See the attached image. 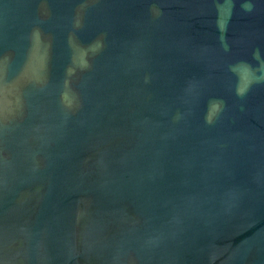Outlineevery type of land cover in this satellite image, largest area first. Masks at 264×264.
Wrapping results in <instances>:
<instances>
[{
	"label": "water",
	"instance_id": "obj_1",
	"mask_svg": "<svg viewBox=\"0 0 264 264\" xmlns=\"http://www.w3.org/2000/svg\"><path fill=\"white\" fill-rule=\"evenodd\" d=\"M0 264H264V0H0Z\"/></svg>",
	"mask_w": 264,
	"mask_h": 264
}]
</instances>
